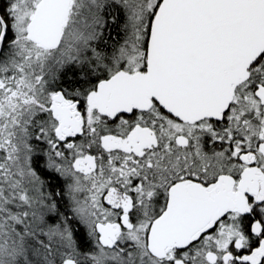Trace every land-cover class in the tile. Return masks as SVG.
Segmentation results:
<instances>
[{"label":"snow or ice","instance_id":"1","mask_svg":"<svg viewBox=\"0 0 264 264\" xmlns=\"http://www.w3.org/2000/svg\"><path fill=\"white\" fill-rule=\"evenodd\" d=\"M0 264H264V0H0Z\"/></svg>","mask_w":264,"mask_h":264}]
</instances>
